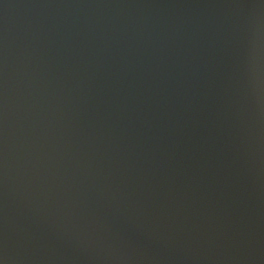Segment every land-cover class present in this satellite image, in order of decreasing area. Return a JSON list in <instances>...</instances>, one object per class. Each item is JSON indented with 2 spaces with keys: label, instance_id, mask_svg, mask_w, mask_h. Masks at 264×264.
Returning <instances> with one entry per match:
<instances>
[{
  "label": "water",
  "instance_id": "95a60500",
  "mask_svg": "<svg viewBox=\"0 0 264 264\" xmlns=\"http://www.w3.org/2000/svg\"><path fill=\"white\" fill-rule=\"evenodd\" d=\"M0 264H264V0H0Z\"/></svg>",
  "mask_w": 264,
  "mask_h": 264
}]
</instances>
